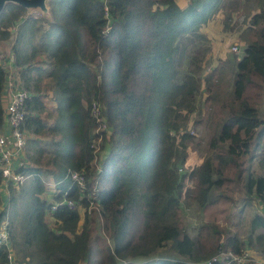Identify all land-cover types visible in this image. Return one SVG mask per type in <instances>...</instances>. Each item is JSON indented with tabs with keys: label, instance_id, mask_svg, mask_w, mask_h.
I'll list each match as a JSON object with an SVG mask.
<instances>
[{
	"label": "trees",
	"instance_id": "obj_1",
	"mask_svg": "<svg viewBox=\"0 0 264 264\" xmlns=\"http://www.w3.org/2000/svg\"><path fill=\"white\" fill-rule=\"evenodd\" d=\"M49 4L52 22L14 4L0 15V42L11 44L17 79L30 92L19 156L25 164L13 171L31 174L10 182L5 197L0 172V230L6 222L8 232L0 264H200L254 245L264 256V215H253L246 239L216 222L228 220L237 192L246 205L253 197L264 207V0L246 4L243 27L231 24V14L223 17V30L241 27L245 44L240 59L220 65L226 81L216 78L218 65L205 75L183 67L188 43L201 40L195 32L221 0H187L183 8L176 0ZM5 78L0 62V128ZM94 100L106 125L98 132ZM203 108L210 121L204 158L179 172L197 146L190 116H202ZM68 170L83 175L84 190ZM63 198L77 208L59 205L49 223L51 203ZM190 204L206 218L195 236L182 222ZM163 247L179 259L148 262Z\"/></svg>",
	"mask_w": 264,
	"mask_h": 264
},
{
	"label": "rangeland",
	"instance_id": "obj_2",
	"mask_svg": "<svg viewBox=\"0 0 264 264\" xmlns=\"http://www.w3.org/2000/svg\"><path fill=\"white\" fill-rule=\"evenodd\" d=\"M221 0L224 4L219 9L218 13L213 16V19L207 22L204 25H201L199 30L195 32L196 35L200 33L203 34L201 40H196L193 44L188 43L187 54L183 62V67H190L191 70L197 72H201L202 75L210 73L217 65L219 66V74L216 78L225 79L228 78V74L226 73V69L223 67L220 69V65L231 64L233 59H240L243 55L245 44L243 40L240 38V29L243 27L247 21V8L246 4L249 2L254 4V0ZM177 4L183 8L186 6L187 0H176ZM230 4V6H229ZM235 4V5H234ZM235 7L234 11L231 8ZM232 9L230 12L229 10ZM226 13L231 14V24H235L237 22V26H241L239 29L234 31H224L223 30V17H226ZM230 24V25H231ZM194 36V34L192 35ZM233 47H236L238 50L234 51ZM207 49V52L204 54L203 58L199 62V54L203 53L204 50ZM191 56L194 58L193 63H189ZM198 66V68H197ZM203 83L201 87L203 88ZM205 93L201 91L200 100L203 102L205 100ZM207 112L202 109L201 115L192 114L190 116L187 129L192 136H194V143L197 144L196 147L191 146L189 150V156L187 162L181 166L178 171H190L197 167L203 160L205 155V146L207 142V138L210 134V130L208 125L210 123L208 117L204 116ZM202 118L204 121H197L196 119ZM104 119V117H103ZM102 153H100L101 155ZM255 169L256 165L254 166ZM234 198L236 199L235 204L231 206L229 209L228 220L224 221L222 219H217L218 222L223 228H226L228 232L237 233L242 238L246 239L247 229L249 225L250 219L255 214H261V203L257 201L256 198L252 197L249 205H246L248 201L244 197V194L236 193L234 194ZM241 206L243 207V212L241 214V219L238 217V212ZM80 212L83 211L80 209ZM90 213V211H89ZM182 222L183 228L187 231V233L191 236H195L198 232L199 227L206 224L205 215L200 211V209L194 205H185L183 208L182 214ZM82 221L79 222L81 224ZM100 231V230H99ZM102 232V231H100ZM254 248V249H253ZM252 249V256L254 257V252L257 255H262L261 247L258 245H254ZM263 256V255H262ZM169 258V259H179L168 247L159 248L155 254H153L152 258L148 262H152V260H156L158 258ZM138 262H140L138 260Z\"/></svg>",
	"mask_w": 264,
	"mask_h": 264
},
{
	"label": "built area",
	"instance_id": "obj_3",
	"mask_svg": "<svg viewBox=\"0 0 264 264\" xmlns=\"http://www.w3.org/2000/svg\"><path fill=\"white\" fill-rule=\"evenodd\" d=\"M105 10L107 8L105 7ZM234 51L238 49L233 47ZM15 58L13 52H10L8 56L0 50V62L5 69V87L4 91L8 89V100L5 102L4 107V123L8 129L9 138L6 137L0 130V172L2 174V188L1 190L8 193V186L11 182L12 184H22L28 178L31 177L30 173H19L14 172V166H22L25 164L24 159H20L19 156L23 152V148L26 142V134L24 132V121L25 112L23 108L24 101L30 97V92L23 87L22 83L17 79L16 67L14 64ZM91 116L99 124L95 129V132L99 130L106 129L104 124V119L102 116V109L97 101H92L91 103ZM91 147L97 150L96 144H92ZM101 158L102 155H101ZM98 171H99V165ZM66 177H68L72 183L77 184L80 191L84 190V177L81 173L73 170H68ZM50 184V183H49ZM52 185V184H51ZM66 193L64 194V196ZM59 205H66L68 208H77V202L63 198L61 201H56L51 203L48 210L47 220L49 223H53L54 219L51 215ZM261 214L264 215V207L261 205ZM7 223L4 222L1 225L0 230V244H7L8 232L6 230ZM11 259V256L9 255ZM224 260L225 264H231L232 262L236 264H254V257L249 249H246L241 254H234L232 251H220L216 256L212 258L211 261ZM211 261H204L200 264H210Z\"/></svg>",
	"mask_w": 264,
	"mask_h": 264
},
{
	"label": "water",
	"instance_id": "obj_4",
	"mask_svg": "<svg viewBox=\"0 0 264 264\" xmlns=\"http://www.w3.org/2000/svg\"><path fill=\"white\" fill-rule=\"evenodd\" d=\"M49 2L50 0H0V15L6 5L14 4L24 8L27 14L37 13L44 19L52 22L53 16Z\"/></svg>",
	"mask_w": 264,
	"mask_h": 264
},
{
	"label": "crops",
	"instance_id": "obj_5",
	"mask_svg": "<svg viewBox=\"0 0 264 264\" xmlns=\"http://www.w3.org/2000/svg\"><path fill=\"white\" fill-rule=\"evenodd\" d=\"M0 50L6 55V57L8 56V54L10 53V52H12L11 51V44L9 43V42H6V41H3V42H0ZM8 97H9V94H8V89H6L4 92H3V99L6 101V100H8ZM52 106H54L55 104H54V101L53 100H51L50 102H49ZM0 130H1V132L6 136V137H8L9 138V134H8V129H7V127H6V125H5V123H3V126L0 128ZM6 191H4V196L6 197L7 195H6ZM48 194V193H47ZM49 195H46L45 196V198L46 197H48ZM47 199V198H46ZM250 252L252 253V251L250 250ZM254 261H255V263L254 264H264V256H262V255H257L255 252H254Z\"/></svg>",
	"mask_w": 264,
	"mask_h": 264
}]
</instances>
